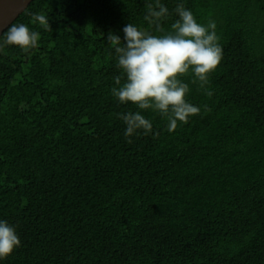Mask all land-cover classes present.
Listing matches in <instances>:
<instances>
[{
	"label": "trees",
	"instance_id": "16d2710c",
	"mask_svg": "<svg viewBox=\"0 0 264 264\" xmlns=\"http://www.w3.org/2000/svg\"><path fill=\"white\" fill-rule=\"evenodd\" d=\"M149 2L32 0L12 22L40 39L0 51V220L21 240L0 264H264V0H161L165 31L181 3L216 23L213 95L185 75L201 113L169 132L141 110L153 133L126 138L106 37L152 31Z\"/></svg>",
	"mask_w": 264,
	"mask_h": 264
},
{
	"label": "clouds",
	"instance_id": "9594fccd",
	"mask_svg": "<svg viewBox=\"0 0 264 264\" xmlns=\"http://www.w3.org/2000/svg\"><path fill=\"white\" fill-rule=\"evenodd\" d=\"M146 8L144 19L153 26L152 31L128 23L123 28V40L111 31L106 37L116 53L117 67L121 69V74L114 77L116 87L111 92L120 103L131 102L138 109L118 114L126 125V138L140 131L144 135L153 133L152 121L141 110L159 114L167 121L169 132L199 115L201 107L186 99L191 88L182 77L190 75L191 83L211 97L213 92L207 86L223 53L214 21L198 23L191 10L181 3L175 8L179 18L171 24L169 31H165L161 21L169 15L168 8L161 0L147 3ZM29 15L32 22H38L47 31L52 30L45 14ZM153 31L160 34H153ZM39 39L40 33L30 30L27 24H12L0 39V51L15 45L27 53L38 46ZM203 109L207 111V105ZM154 134L159 135L158 132ZM131 142L128 139V143ZM20 246L16 227L0 220V259L7 258Z\"/></svg>",
	"mask_w": 264,
	"mask_h": 264
},
{
	"label": "water",
	"instance_id": "95a60500",
	"mask_svg": "<svg viewBox=\"0 0 264 264\" xmlns=\"http://www.w3.org/2000/svg\"><path fill=\"white\" fill-rule=\"evenodd\" d=\"M32 0H0V36Z\"/></svg>",
	"mask_w": 264,
	"mask_h": 264
}]
</instances>
